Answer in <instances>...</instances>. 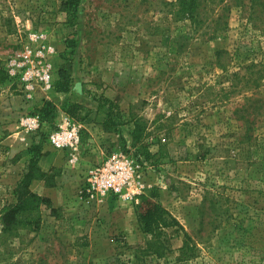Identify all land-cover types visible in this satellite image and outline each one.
<instances>
[{
  "label": "rangeland",
  "instance_id": "1",
  "mask_svg": "<svg viewBox=\"0 0 264 264\" xmlns=\"http://www.w3.org/2000/svg\"><path fill=\"white\" fill-rule=\"evenodd\" d=\"M173 1L80 0L68 17V0H0V264H264V81L245 88L235 76L264 59V6L209 0L210 16L214 9L229 21L216 31L192 27ZM28 48L45 51L54 83L37 85L30 98L9 74L12 58ZM220 48L232 56L227 70L217 65ZM63 65L83 119L56 94ZM51 98L66 113L55 104L51 121L27 129L24 118ZM66 115L82 125L75 163L45 136ZM135 118L146 122L138 144ZM33 143L43 155L63 152L61 166L38 165L40 185L31 183L51 206L41 203L33 227L3 233L2 212L17 201ZM90 149L101 156L85 164ZM120 153L144 159L143 191L88 196V170ZM152 194L179 222L160 237L143 230L136 212ZM186 235L191 248L182 249Z\"/></svg>",
  "mask_w": 264,
  "mask_h": 264
},
{
  "label": "trees",
  "instance_id": "2",
  "mask_svg": "<svg viewBox=\"0 0 264 264\" xmlns=\"http://www.w3.org/2000/svg\"><path fill=\"white\" fill-rule=\"evenodd\" d=\"M258 3L263 4L264 0H256ZM80 0H68L65 8L68 13V17H76ZM209 0H175L172 2L176 8L177 14L190 20L191 26L195 29H199L205 26H213L214 30L227 29L229 21L227 16H224L222 12H215L210 16L209 12L205 9L208 6ZM217 65L222 70H227L231 62L232 56L225 48H220L216 51ZM246 71L244 73L236 72L235 76L238 80L244 83L245 88H259L264 81V59L252 60L249 64L244 66ZM65 66H61L59 75L62 79L56 81L55 88L57 91L68 92L70 90L71 76L66 73ZM109 101V100H108ZM114 105V104H112ZM64 110L70 115L83 119L79 110L83 108V105L79 102H66L63 105ZM55 108V104L46 100L44 105L40 108L39 114L41 119L49 121L52 120V114ZM111 115H108L104 123L106 129H110ZM113 125L118 123L112 122ZM134 129L132 136L135 144L141 142L142 136L146 130V122L141 118L134 119ZM46 138L47 135L45 134ZM48 140V138H47ZM41 145L33 143L30 148L32 158L30 159L29 169L23 175L15 188V194L17 195V201L10 203L2 212L1 222L4 224L3 233H10L18 227H33L34 224L40 223V216H37L36 212L40 209L43 201H48V206H51L49 198L42 196L31 189V183L33 179L38 178L40 175L38 171V160L43 155ZM148 154V153H147ZM137 217L143 230L153 236L160 237L166 227L178 224V220L170 213V211L156 198V194L151 196H142L140 203L137 205ZM185 248H191L190 236L186 235Z\"/></svg>",
  "mask_w": 264,
  "mask_h": 264
},
{
  "label": "built area",
  "instance_id": "3",
  "mask_svg": "<svg viewBox=\"0 0 264 264\" xmlns=\"http://www.w3.org/2000/svg\"><path fill=\"white\" fill-rule=\"evenodd\" d=\"M44 50L28 48L18 53L9 63L10 76H18L24 84L27 97H33L36 86L43 89L53 87L52 66L45 58ZM41 115H29L23 120L29 130L41 127ZM50 143L57 149L69 152V161L75 163L80 159V145L83 141L81 123L66 115L64 122L47 134ZM143 158H134L125 154H114L103 162L93 165L87 172L84 191L90 197L115 194L132 198L144 188Z\"/></svg>",
  "mask_w": 264,
  "mask_h": 264
},
{
  "label": "crops",
  "instance_id": "4",
  "mask_svg": "<svg viewBox=\"0 0 264 264\" xmlns=\"http://www.w3.org/2000/svg\"><path fill=\"white\" fill-rule=\"evenodd\" d=\"M61 93L60 96L61 97V104L62 103H66V102H79V103H82L81 100H78V99H74V98H71L69 95L71 93V91H68V92H62V91H56V94H59ZM50 101H52L54 104H56L61 110L63 113H66L58 104V99L54 100V98H51ZM44 105V100L43 99H40V101L38 102V107L41 108L42 106ZM33 141V139H32ZM90 147V145H89ZM92 148V147H91ZM85 154V153H84ZM63 155V152L61 151H53V150H49L47 151L44 155H42L39 159V167L42 171L46 172L48 171V169H50L51 167H54L56 165H59L61 166L64 162V158L62 157ZM101 156V153H92L91 152V149L90 151L86 152V155L83 156V159L82 161L86 163H88L89 161L93 160V159H96L97 157H100ZM40 183V179H35L33 184H32V187H35V184H39ZM40 185V184H39ZM43 184H42V190H43ZM45 188V186H44ZM40 193H42V191H40Z\"/></svg>",
  "mask_w": 264,
  "mask_h": 264
}]
</instances>
